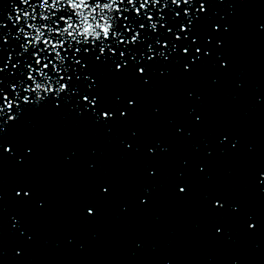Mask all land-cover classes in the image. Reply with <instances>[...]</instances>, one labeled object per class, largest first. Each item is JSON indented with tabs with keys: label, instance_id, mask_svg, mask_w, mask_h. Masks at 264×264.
I'll return each instance as SVG.
<instances>
[{
	"label": "snow or ice",
	"instance_id": "6c2138e0",
	"mask_svg": "<svg viewBox=\"0 0 264 264\" xmlns=\"http://www.w3.org/2000/svg\"><path fill=\"white\" fill-rule=\"evenodd\" d=\"M25 4H28L29 0H23ZM135 3V0H132ZM159 2V0H157ZM174 4H178L181 0H172ZM190 0H183L184 4H188ZM123 3V0H105V2H101V0H39V8L41 11L39 12V20L44 21L43 24H40L37 21V16L34 15L36 13V7L33 6L32 12H23V18L25 20L36 21L34 23H28L27 27L29 32H25L24 28L20 29L21 33H24L26 43L22 45L24 51L27 52L30 47H36L40 43H43L47 50L55 52L56 61L59 62V65H63L65 62V56L61 52V49L67 51L69 47L73 44L78 45L75 48V52L77 55L81 57V59H75V65H80L82 62V58L84 54L89 56L95 55L93 51L89 48L84 47L86 44H99V52L104 56V61L108 60L107 55H105L106 48L110 47V45L105 44V41L116 38L118 43H140L141 42V33L135 32L134 35L131 36V40L121 39L123 33L118 32L116 29V20L114 13H121L123 9L119 7V4ZM68 10L70 12L67 16H58L57 14L61 11ZM47 13V14H46ZM179 15V13H177ZM75 18V19H74ZM148 21L150 22L149 27L155 31L157 29L158 23L152 22L153 17L148 16ZM21 20V15L16 16V22ZM61 22H63V27H61ZM54 25V27H53ZM133 22L131 20L128 21L126 27H129L132 30L131 26ZM141 28L145 26L143 24L140 25ZM181 31H187V28L181 25ZM172 31V29H169ZM34 33V34H33ZM46 33L49 36L46 38ZM55 33V40L52 38L51 34ZM177 39H180L177 36ZM67 46V47H66ZM152 49L150 48L149 51ZM187 51V49H185ZM199 51V49H197ZM160 56H164V52H160ZM36 63L40 64L41 58L39 57V53H36ZM46 60L47 58H43ZM121 63L116 64L113 61L114 66L117 70H122L124 66L127 65V59L125 58L124 53L120 54ZM151 59V57H149ZM96 60H100V56H96ZM133 60L135 61V56H133ZM59 65H55L58 70L63 71L62 68H59ZM50 66V62L43 63V68L39 70V75L44 77L46 81H50V77L47 76L44 69H48ZM3 69L0 68V72ZM36 69L32 68L29 65V75L28 80H34L33 73ZM139 71L141 73L145 72V68H140ZM68 81H71V77L67 78ZM2 83V81H0ZM56 84L59 85V88L52 87L48 83H35V87L33 88L29 85L25 92L31 93L35 92L38 96L41 92H50L54 94H59L60 92L69 90V83H61V80H56ZM0 92H3V89L0 88ZM19 96V93H17ZM42 98V97H41ZM85 100H88V97H84ZM3 104L0 105V114L4 112V109L7 108L9 112H11L14 107L17 105V100L12 99L11 97L4 95L2 97ZM25 103L30 101L29 96L24 97ZM95 101H93L94 103ZM106 117L109 113L104 114ZM10 120H15V115L9 116ZM180 191H184L183 188Z\"/></svg>",
	"mask_w": 264,
	"mask_h": 264
}]
</instances>
